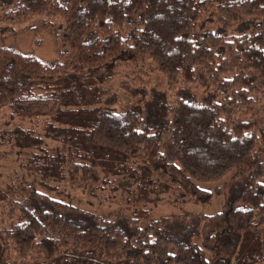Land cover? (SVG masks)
Segmentation results:
<instances>
[{
    "label": "trees",
    "instance_id": "obj_1",
    "mask_svg": "<svg viewBox=\"0 0 264 264\" xmlns=\"http://www.w3.org/2000/svg\"><path fill=\"white\" fill-rule=\"evenodd\" d=\"M0 2L10 25L56 18L59 43L52 63L0 46V156L42 176L0 185V264L264 262V0ZM220 192L210 215L157 211Z\"/></svg>",
    "mask_w": 264,
    "mask_h": 264
},
{
    "label": "rangeland",
    "instance_id": "obj_2",
    "mask_svg": "<svg viewBox=\"0 0 264 264\" xmlns=\"http://www.w3.org/2000/svg\"><path fill=\"white\" fill-rule=\"evenodd\" d=\"M4 11V5L0 2V15ZM46 16H37L29 25H10L0 21V46L13 47L23 52L32 53L40 57L46 62L52 63L59 59V43L56 36V18L52 17L48 21ZM124 76L116 75L110 82L111 88L119 92L120 98L124 95L126 83ZM159 73L152 76V84L160 83ZM158 86V85H157ZM42 176L33 174L29 168L22 166L20 159L15 154H8L6 157L0 156V185L15 184L18 182L32 183L39 186L37 179ZM223 183V179L201 182L200 184L207 189H215V186ZM61 197L76 205L93 210L103 215L114 218L120 211L121 205L112 203L110 201H101L97 196L88 193L84 188L77 185L60 186L59 192L53 191ZM167 199V200H166ZM164 203L157 207V211L164 215L175 214H213L222 209L224 195L222 192L215 193L209 201H180L172 200L171 198L163 199ZM1 218V216H0ZM24 259L23 256H19ZM176 264V263H173ZM233 264H247V263H233ZM264 264V262L262 263Z\"/></svg>",
    "mask_w": 264,
    "mask_h": 264
}]
</instances>
